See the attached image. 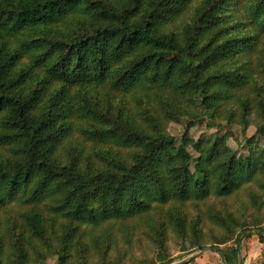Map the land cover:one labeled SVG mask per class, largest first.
Instances as JSON below:
<instances>
[{
  "label": "trees",
  "instance_id": "obj_1",
  "mask_svg": "<svg viewBox=\"0 0 264 264\" xmlns=\"http://www.w3.org/2000/svg\"><path fill=\"white\" fill-rule=\"evenodd\" d=\"M13 1H0V113L6 111L0 127L10 134L19 132L28 158L8 168L0 163V208L18 200L32 205V212L22 219L27 232L18 231L11 263L26 264L27 235L51 245L50 232L62 236L58 238L56 264L78 263L79 254L84 256L81 226L126 220L148 210L154 202L164 204L170 192L180 200L202 201L211 195L226 196L253 180L260 168L257 161L252 157L237 159L223 142H216L208 153L196 146L199 156L190 171L185 154L173 152V140L165 132H158L156 127L155 133L142 126L137 129L105 114L98 115L104 121L98 120L99 125L90 130L98 141L132 147L130 162L115 165V157L107 156L108 167L96 169V175L85 182L78 181L82 177L79 172L69 178L64 175L73 186L67 191L50 173L51 166L38 162L37 156L42 152L41 145L54 138L50 128L71 106L65 89L85 83L104 86L110 78L109 70L122 62L125 66L112 82L120 90L156 89L195 95L211 122L223 104L236 99L241 104L255 69L258 43L264 38V0L244 5L237 26L247 32L232 37L228 24L235 17L227 15L226 10L232 6L234 11L237 4L233 0H198L199 5L193 4L195 0ZM28 29L50 37L26 39L25 49L14 46ZM39 46L43 51L32 62L22 61L25 51ZM39 69H44L41 73L45 77ZM36 78L42 86L28 93L22 91L30 79ZM49 83H62L63 87L54 92L46 106L39 107ZM248 114V105L244 104L241 122L246 123ZM263 132L264 117L257 126V133ZM32 180L37 182L32 185ZM62 191L67 192L65 197ZM56 192L45 208L55 220L62 216L71 223V227L58 231L36 209ZM257 233L262 240L264 233ZM99 239L100 235L93 238L94 242ZM239 245L232 264H238ZM34 248L39 249V245L34 244ZM1 249L0 243V260L4 257ZM219 253L230 264L229 255ZM186 263L184 260L180 264Z\"/></svg>",
  "mask_w": 264,
  "mask_h": 264
},
{
  "label": "rangeland",
  "instance_id": "obj_2",
  "mask_svg": "<svg viewBox=\"0 0 264 264\" xmlns=\"http://www.w3.org/2000/svg\"><path fill=\"white\" fill-rule=\"evenodd\" d=\"M233 1L237 4L234 6L235 13L232 6H228L226 10L227 15L235 17L228 24L231 37L247 32L238 27L237 23L243 18L244 5L249 6L253 0ZM193 4L199 5V1H193ZM249 32L254 33V29L250 28ZM39 37L50 36L39 30L28 29L14 42V46L25 49L26 39ZM42 51L43 46L25 51L22 61L28 59L32 62ZM254 56L255 69L250 74V83L245 86L241 104L238 99L229 105L223 104L212 116L213 122L203 108L201 99L197 100L195 95L156 89L123 91L112 86V82L117 79V71L124 68L125 62L109 70L110 78L104 86L85 83L65 89L71 106L64 109L65 115L50 128L54 138L41 145L42 152L37 157L38 162L51 166L47 167L50 173L57 177L58 184L67 191L73 187L68 184L70 174L75 176L78 172L81 173L82 177L78 181L85 182L87 177L96 175V169L104 170L108 167L107 156L115 157L112 159L114 164H125L132 160V147L98 141L90 130L99 125L98 120L104 121V118L98 116L103 114L119 122H127L137 129L142 126L155 133L156 127L158 132H165L173 140V152L185 154L190 171L194 170L199 156L196 146L200 145V149L208 153L216 142H223L237 159L252 157L260 166L253 180L226 196L211 195L202 201H184L175 198L170 192L164 204L154 202L148 210L126 220L104 222L98 227L81 226L79 232L82 233L80 239L84 245V256L79 254L81 258L78 263L76 260L73 264H180L184 260H187L186 264H229L222 258L219 250L229 255L232 264L238 243V264H264V238L261 240L257 233H264V132L257 133V126L264 117V38L258 43V53ZM228 65L232 69L233 64ZM42 70L44 69H39V72ZM41 75L45 77L44 74ZM40 86V79H30L22 91L28 93ZM62 87V83H49L43 92L44 101L39 107L46 106L54 92ZM244 104L248 105L249 113L246 123L241 122ZM235 111L240 115L233 117ZM5 113V110L0 113L1 125ZM4 130L3 126L0 127V137L6 138L4 141L0 140L1 166L8 168L25 163L28 156L25 154L26 146L22 136L19 132L10 134L3 132ZM64 175L68 177L67 180ZM36 182L37 180H32L30 184ZM56 194L57 192L53 198L47 197L36 209L58 231L60 228L71 227V223L63 220L65 218L62 216L55 220L45 208L46 203L51 204ZM66 194V191H62L63 197ZM31 207L32 205L12 200L0 208V243L4 256L0 264H13L10 262V258L16 255L13 241L18 231L27 232L22 219L32 212ZM98 235L99 242H94L93 238ZM48 238L52 246L32 240L27 235L26 264L58 262V238L62 236L52 235L50 232ZM34 244L39 245V249L36 250Z\"/></svg>",
  "mask_w": 264,
  "mask_h": 264
}]
</instances>
